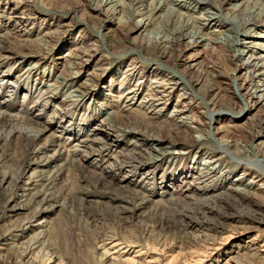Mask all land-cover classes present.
Segmentation results:
<instances>
[{
    "label": "rangeland",
    "instance_id": "374dc122",
    "mask_svg": "<svg viewBox=\"0 0 264 264\" xmlns=\"http://www.w3.org/2000/svg\"><path fill=\"white\" fill-rule=\"evenodd\" d=\"M100 2L0 0V101L7 104L6 109L0 104L5 112L0 114V264H221L230 256L258 264L243 245L255 237V246L264 248V193L247 197L226 188L241 172L235 159L252 173L259 171L247 164L254 156L236 145L224 146L230 175L199 181L195 176L204 156L190 166L195 145L178 159L155 151L139 156L140 149L130 144L137 135L119 129L138 113L136 106L133 113L118 106L119 82L130 78V70L147 75L153 69L152 76L175 77L181 84L169 93L159 117L146 113L145 121L153 124L146 134L171 142L172 151L185 150L182 130L155 125L167 126L163 118L175 104L186 103L202 112L207 130L202 151H215L213 141L220 134L211 129V117L226 122L240 116L241 127L264 118V106L249 104L238 90L232 93L231 70L240 58L198 44L187 52L199 67L195 71L179 65V51L166 43L159 48L166 56L150 54L145 45L154 42L131 31L139 16L126 21L127 7L101 9ZM156 22L149 28L157 31ZM76 53L86 58L77 80L68 68ZM211 78L234 104L207 105L211 95L201 84ZM109 111L118 116L114 126L100 123ZM221 129L228 128L221 124ZM201 135L192 133L193 138ZM242 227L247 228L243 239L227 241ZM110 240L122 248L112 253L117 249Z\"/></svg>",
    "mask_w": 264,
    "mask_h": 264
},
{
    "label": "bare ground",
    "instance_id": "6f19581e",
    "mask_svg": "<svg viewBox=\"0 0 264 264\" xmlns=\"http://www.w3.org/2000/svg\"><path fill=\"white\" fill-rule=\"evenodd\" d=\"M262 4H264V0H126L125 3L120 0H101L97 6L101 7V9L110 8L113 10L117 7H127L128 12L124 17L126 21L133 20L135 16H139V18L134 21L131 31L145 33L149 42H154L153 44H155L154 46H150L149 43H146L145 52L150 54L161 52L159 51L161 44L166 43L167 48L171 51H179L180 54H178V56L180 55V57L176 60L179 65L189 66L195 71H198L199 67L196 66L194 57L192 58L189 56L187 52L198 44L204 45L205 47L217 46L223 51L224 55H231L233 58H240L241 61L239 64L231 70V78L233 80V83H231L234 86L232 87V93L233 89L234 91L238 90L237 94H241V96L249 104L256 107L264 106V6ZM225 6H227L225 12L222 13V8ZM131 8L133 10H129ZM121 18L122 17L119 19L117 18L118 21L121 20ZM155 19L157 20L155 23L156 28H158L157 31L149 28ZM181 44L184 45H182L183 49L180 47ZM168 51L169 50L166 52ZM86 52L88 54V51ZM161 53L158 54L160 55ZM68 55L69 54H67V56ZM162 55L166 56V53H163ZM70 58L71 60L69 61H72L68 63V68L72 70L70 75L72 76V79L77 80L78 77H80V68H82L83 63L86 62V58L83 54L77 53ZM74 64L78 65V67ZM33 67L34 66L27 68L26 71L29 74L33 73ZM153 72L154 71L152 69L150 70V73L145 75V73H136L135 71L130 70V75L128 76H130L132 80H136L135 83H131L132 80H129L130 78L127 79L122 76L123 78L119 82L118 91L120 88H123V90L120 92L115 90L114 92L112 91L108 93L112 96L115 92L120 93L117 98L119 101L118 106L121 109H125L127 107L128 110L133 106H136L134 110L136 108L138 110V113H134V116L127 118L128 121L126 120V123L128 125H124L123 128H119L122 134L135 133L137 135V137H133L130 142L131 145L140 149V153L138 152L137 155L143 156L145 153L149 154L151 151H155L159 155L175 154L176 156H173V158L178 159L187 154L189 149L195 145L199 150L196 149L193 156L196 158L190 162V166L193 168L195 163L201 160V155L204 156L199 163L198 175L195 176V178L199 181H203L204 178H223L226 177L225 175L227 174L230 175V173H228V163L226 164L223 160L225 155V149H223V147H232L236 145L241 150L245 151L247 155L249 154L255 157H253V159H255L254 162H251L250 159V163L247 162V164L251 165L254 163L259 171L254 169L255 172L252 173L249 167H246L247 165L242 166L241 161L234 158L236 161L235 164L240 168L241 172L230 180L229 185L226 188L235 194L247 197H254L258 195L256 193L257 191L264 193V118H260L257 121H249V127H241L238 121L240 116L224 119L227 120L226 122H223L222 118L215 119L210 116V123L215 125L213 126L215 128L211 129H215L216 133L220 134V137L218 140L214 139L213 141L215 143V151L206 152L201 149L203 141L207 140L205 138L206 136L203 137V133L207 130L201 120L202 112H197L191 107L188 108L187 104H183V102L181 103L183 105L175 104V107H173L166 118L164 119L162 117L163 120L168 122V125L166 126L164 124L162 127L160 125H155L161 129L164 126L165 128L173 127L174 129L176 128L182 130L185 133L183 137L188 148L186 147L183 151L181 149L172 151L173 145H171V142H167V144H165L162 140L155 137L154 133V135L152 133L146 134V131L150 129V127L153 129V124H149V122L145 121V119L148 117L147 114H151L153 117L156 116V118L159 117V115L163 113L162 109L164 108V105L167 103V96L181 83L180 79L167 77V75L161 76L159 74L160 76H152L151 73ZM205 72H207V69H205ZM212 76L213 78L216 77V75ZM213 78L205 79L201 84L203 85L206 93L211 95L207 105L213 109L227 104L231 105L233 101L225 96L227 94V92H225L226 88L220 86L218 81V83L214 82ZM63 80H65L63 82L67 81V79ZM146 81L149 82H147L148 88L143 96L136 102V96L142 91ZM195 83H200L199 79L196 80ZM48 89L49 88L45 91H41L40 94L48 92ZM73 90L76 91V88ZM227 90H229V88ZM183 94L184 91L183 93H179L178 96H180V98L182 97L181 99H184L185 97ZM52 95L53 94L51 93L49 97H52ZM0 104H2V107H5L6 109L7 104L5 101H0ZM206 108L204 107V109ZM140 109H144L146 112L144 111V113L141 114L139 113V111H141ZM238 110L243 111L241 107H238ZM114 112L115 111L107 112L100 123L114 126L116 119H118L117 114ZM129 112L130 111H128V113ZM133 112L134 111L132 110V113ZM212 113L214 112L212 111ZM0 114L4 115L5 112H0ZM221 124H224L228 129H221L220 131L219 129L221 128ZM193 132H200L202 135L198 138H193ZM234 136L242 138L244 140L243 144L239 143ZM251 173L252 175L250 176ZM259 181L260 183L256 186ZM240 229L241 230H236L235 233L228 235L227 241H238L243 239L244 235L247 234V228L242 227ZM256 239L257 238L255 237L246 239L243 246L251 250L253 256L259 258L258 264H264V248L255 246L257 243ZM108 244L112 249L113 247L117 249L113 250L112 253L118 252V249L122 248H118V246H121L122 244L116 241L111 242L110 240ZM261 246L264 247V243ZM221 264L243 263H241L236 256H230L226 257Z\"/></svg>",
    "mask_w": 264,
    "mask_h": 264
}]
</instances>
